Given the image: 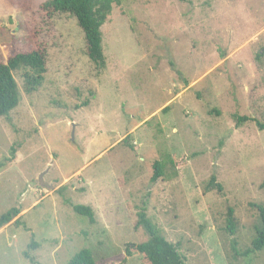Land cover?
Listing matches in <instances>:
<instances>
[{
  "label": "rangeland",
  "instance_id": "1",
  "mask_svg": "<svg viewBox=\"0 0 264 264\" xmlns=\"http://www.w3.org/2000/svg\"><path fill=\"white\" fill-rule=\"evenodd\" d=\"M43 1L0 0V61L47 53L36 91L13 73L19 103L0 116V214L20 223L0 228V264H65L82 248L96 264H146L125 252L146 239L141 206L187 264H264V248L244 254L250 203L264 204V0H118L101 72L75 19ZM212 175L221 191L203 190Z\"/></svg>",
  "mask_w": 264,
  "mask_h": 264
},
{
  "label": "trees",
  "instance_id": "2",
  "mask_svg": "<svg viewBox=\"0 0 264 264\" xmlns=\"http://www.w3.org/2000/svg\"><path fill=\"white\" fill-rule=\"evenodd\" d=\"M118 3V0H45L41 3L40 8L46 13L47 17L67 13L75 19L83 33L86 47L85 54L94 63L96 70L101 72L105 68V57L102 50L100 28L110 15L113 5ZM46 71L47 53L41 45L29 51L10 55L5 62L0 61V116L8 119L10 112L19 103L18 85L13 75L14 72L20 74L24 82V91L30 94L42 85ZM233 118L236 126H240L248 120L247 116L236 114L233 115ZM256 124L260 130L264 129L263 123L256 121ZM13 152L14 150L11 153ZM162 174L161 163L154 161L153 173L150 177L151 182H155ZM260 187H264V181L260 184ZM212 189L217 191L222 189L221 184L216 182L213 175L205 183L203 190L209 191ZM250 205L255 209L259 222L254 227L255 235L252 238L250 247L244 251V254L264 248V204L250 203ZM73 210L85 216L90 223L94 222V212L91 207L76 204L73 205ZM145 210L141 206L137 211L134 229L137 230L140 227L146 234V239L135 246L131 244L126 246V255L129 256L132 253L131 248L133 247L143 256L146 264H187L179 251L178 245L165 238L159 228L147 216ZM18 214L19 211L16 208H10L0 214V228L12 221L15 225H20L17 219L14 220ZM226 222L228 232L233 235L234 220L231 208H228ZM33 246H36V243L31 241L28 248ZM232 246L235 249V240L232 241ZM27 257L29 256L27 255ZM65 264L96 263L91 251L88 248H82Z\"/></svg>",
  "mask_w": 264,
  "mask_h": 264
},
{
  "label": "water",
  "instance_id": "3",
  "mask_svg": "<svg viewBox=\"0 0 264 264\" xmlns=\"http://www.w3.org/2000/svg\"><path fill=\"white\" fill-rule=\"evenodd\" d=\"M38 182H39L41 185H45V183H43L42 180H41V176H39Z\"/></svg>",
  "mask_w": 264,
  "mask_h": 264
}]
</instances>
